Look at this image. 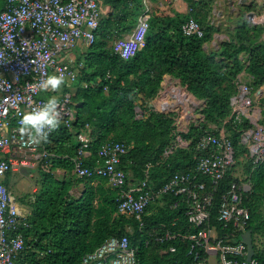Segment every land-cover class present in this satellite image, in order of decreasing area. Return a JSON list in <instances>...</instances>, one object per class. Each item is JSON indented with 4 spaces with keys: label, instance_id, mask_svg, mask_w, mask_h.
I'll return each instance as SVG.
<instances>
[{
    "label": "trees",
    "instance_id": "16d2710c",
    "mask_svg": "<svg viewBox=\"0 0 264 264\" xmlns=\"http://www.w3.org/2000/svg\"><path fill=\"white\" fill-rule=\"evenodd\" d=\"M4 1L0 0V7ZM186 1L192 10L185 13L156 3L151 8L143 46L133 57L123 60L111 53L110 44L115 36L122 37L132 29L141 10L140 0H97L99 6H110L112 12L99 19L93 43L82 52V66L77 70L70 96L73 121L67 125L59 120V126L41 142L49 153L48 169L38 167L41 186L28 203L30 212L24 216L27 226L20 228L25 247L15 264H80L81 257L104 240L123 235L136 248L139 264H190L185 241L157 243L149 235L153 229L162 231L160 224L174 231H194L186 222L182 204L170 208L172 198L164 196L159 200L161 204L157 201L146 208L140 225L132 216L120 213L115 202L117 190L104 188L105 179L74 177L71 158L78 146V132L87 133L90 139V158L83 162L85 166L96 163L97 148L104 142L123 141L130 147L121 157V168L126 173L130 171L131 179L140 183L145 179L146 164L150 163L147 185L156 189L172 173L193 167L198 155L194 140L208 124L224 126L235 151L236 167L251 182V191L243 198L250 213L247 231L251 236L263 235L262 244L253 248L254 258L264 264V163L253 165L238 141L237 128L232 123L223 124L239 73L244 71L250 76L248 82L255 90L264 85V26L250 25L245 17L255 9L252 1L244 5L246 11L236 19L234 27L225 29L227 39L219 49L206 51L203 45L218 29L209 22V5L206 0ZM190 17L200 24L203 36L181 32V25ZM164 75L177 78L183 90L205 101L202 122L191 124L182 134L191 143L174 148L166 156L164 151L174 140L173 114L149 106ZM57 167L65 170L61 178L52 172ZM8 177L9 173L3 182L7 187ZM228 181L227 174L221 186L225 187ZM79 183L84 186L82 192L77 196L70 194V185ZM217 200L210 216L214 225L218 224ZM171 244L175 246L173 253L168 252Z\"/></svg>",
    "mask_w": 264,
    "mask_h": 264
},
{
    "label": "built area",
    "instance_id": "2783aa9c",
    "mask_svg": "<svg viewBox=\"0 0 264 264\" xmlns=\"http://www.w3.org/2000/svg\"><path fill=\"white\" fill-rule=\"evenodd\" d=\"M140 3L141 10L132 29L122 37H115L110 44L111 53L123 60L140 50L149 28L152 1L140 0ZM255 9L245 14L248 23L264 26V4H257ZM191 10L187 4L186 11ZM100 16L97 0H5L0 7V264H15L25 247L20 228L27 226L3 183L6 174L37 165L43 170L48 169L46 159L49 153L42 147V140L30 141L26 133L22 137L18 131L20 116L46 100L39 88V81L44 76L63 73L64 80L70 82L76 78L77 69L59 57L77 42L92 44ZM181 32L203 36L200 24L192 17L181 25ZM236 80V91L229 98L230 112L223 124L232 123L237 128L238 141L247 149L256 166L264 163V125L258 106L264 96V85L255 90L248 81L240 78V73ZM165 96L169 99L161 101ZM155 98L158 102L156 105L150 102L151 107L173 114L174 140L164 151L166 156L174 148L191 143L182 134L191 124L202 122L200 115L205 103L183 90L179 81L169 90L160 88ZM57 100L59 120L68 125L74 119L70 96L64 94ZM174 100L179 107H172V111L161 105ZM137 112L140 116L139 109ZM207 126L194 140L198 155L193 167L172 173L156 189L147 185L150 163L146 164L143 181L126 186L127 173L121 168V157L130 146L123 141L104 142L97 148L96 163L85 166L83 162L90 141L85 132L76 134L78 146L71 158L72 172L77 178L105 179L111 188L117 190L115 202L120 213L132 216L140 225L146 208L162 197L172 198L170 208L182 204L186 222L194 231H174L160 224L162 231L153 229L149 235L157 243L176 239L185 241L190 264H259L254 254L247 259V247L241 239L250 218L243 198L250 193L251 182L236 167L235 151L224 126ZM227 174L229 181L222 187L221 181ZM216 198L218 224L214 225L210 223V216ZM262 206L264 208V202ZM171 225H175V220ZM136 252L125 235L109 237L93 251L84 254L80 264H139ZM168 252H175V246L169 245Z\"/></svg>",
    "mask_w": 264,
    "mask_h": 264
},
{
    "label": "crops",
    "instance_id": "0c3cea01",
    "mask_svg": "<svg viewBox=\"0 0 264 264\" xmlns=\"http://www.w3.org/2000/svg\"><path fill=\"white\" fill-rule=\"evenodd\" d=\"M238 1L240 2V4H247V2L249 0H238ZM156 3H158L159 5L167 4L166 6H169L170 8H173L174 10H176L178 12H181V13H185L186 12V5H187V1L186 0H172L170 2H164L162 0H156L155 2L152 1V7ZM100 9H101L102 17H107V15L112 12V8L110 6H108V5H100ZM222 25H226L225 22H223ZM233 27H234V25H231V26L226 25L225 29H227V28L231 29ZM223 37H225L227 39V32L226 31H225V33H222V34H218V31L215 32L213 34L212 39L209 42L205 43L203 45V48L206 51H217L219 49L220 43L224 40ZM84 47H86V46L83 43L77 42L74 47H72L71 49L63 52V54L61 56V61L64 62V63L72 65L75 69L77 68V66L81 67L82 66V62H83V58L81 57V55H82V52L84 51ZM78 59H79V64L77 65L76 62H77ZM240 78L245 80V81H248L250 79V76L246 72L242 71L240 73ZM178 81L179 80L177 78H174V77H172L170 75H164L160 88L163 89V91L169 90L170 86H172V84L176 85L178 83ZM59 92H60V90H58V88L57 89H46V90H43L41 92V96L44 99H47L49 96H55L56 98H59V97H61L64 94H69V96H71V94L74 93L73 91H70L69 89H67V91H64L63 94H59ZM151 102L156 105V103L158 101H157L156 98H154ZM71 107H72V104H71ZM89 158H90V152L88 151L86 153V157H85L84 161L85 160L86 161L89 160ZM38 167H39V165H37L36 171H38ZM30 170L31 169L21 170L19 173L23 174L24 176L31 177L32 173L30 172ZM52 172L54 174V177H56V178L57 177L61 178L65 174V170L63 168H61V167L55 168ZM11 173H9V177H10ZM71 173L73 174L74 177H76L74 175V173L72 172V170H71ZM9 177H8V180H9ZM127 178L129 179L126 182V186L127 187L128 186L130 187V186L138 184L134 180L131 179V172L130 171L127 173ZM103 184H104L103 185L104 188L112 190V191L114 190L113 188H111L106 183V181ZM7 188H9V186ZM83 189H84V186H83L82 183L73 184V185H70L69 193L73 194V195H75V194L78 195L80 192H82ZM36 191H37V189H36V187H34V190H33L34 194L32 196L30 195V196H26L25 198H20V199L19 198H12L11 193H10L11 202L17 207V209L19 210V213H20L21 216L24 217L25 215H27L30 212V207L28 206V203L34 199V195L37 193Z\"/></svg>",
    "mask_w": 264,
    "mask_h": 264
},
{
    "label": "rangeland",
    "instance_id": "374dc122",
    "mask_svg": "<svg viewBox=\"0 0 264 264\" xmlns=\"http://www.w3.org/2000/svg\"><path fill=\"white\" fill-rule=\"evenodd\" d=\"M206 1H207V4L209 5V10H210L209 22L212 23L213 26L218 28L217 30L218 34L225 33L226 25H229V26L234 25L236 19L245 13L246 10L244 8V5H248L252 1L255 7H257V4H264V0H249L247 4H240L238 0H206ZM100 18H102L103 20L102 14ZM223 22H225L226 25H222ZM125 34H122V36H124ZM223 39L225 40L226 38L223 37ZM85 49L86 47H84V50ZM61 56L59 57V60H61ZM78 68L79 67L77 66L76 69L78 70ZM74 86H75V83L73 81L70 82L68 80H64V83L60 87H58V90H60L59 94H63L65 89H69L70 91H73ZM164 99H169V97L165 96L161 101H164ZM258 106L261 109V121H264V96L260 98L258 102ZM175 107H179V105ZM160 109L162 110V107H160ZM172 109L173 108H171V111ZM178 109H181V108H178ZM240 160H242V158H240ZM36 167L35 169L31 168L30 170V172L32 173L31 177L24 176L23 174H20L19 172H12L10 174V177L8 180V184H9L8 189H9V193H11L12 198L20 199V198H25L26 196H30V195L32 196L34 194L33 193L34 187L38 189L41 186V177H40L39 172L36 171ZM238 170H240L239 167H238ZM239 173L241 175L243 174L242 171H240ZM75 195L77 196V194ZM261 219H262L261 221L264 222V214L261 215ZM261 221L258 220V222H261ZM262 240H263V235H260L259 237H257L256 235L252 236V243L255 246V249L258 243L260 245L262 244Z\"/></svg>",
    "mask_w": 264,
    "mask_h": 264
},
{
    "label": "clouds",
    "instance_id": "9594fccd",
    "mask_svg": "<svg viewBox=\"0 0 264 264\" xmlns=\"http://www.w3.org/2000/svg\"><path fill=\"white\" fill-rule=\"evenodd\" d=\"M64 79L63 73H50L39 81V88L41 90L57 89L64 83ZM57 105V98L49 96L38 106L25 111L18 122L20 126L18 131L21 136L23 137L26 133L30 141H46L48 133L59 126L60 110Z\"/></svg>",
    "mask_w": 264,
    "mask_h": 264
},
{
    "label": "water",
    "instance_id": "95a60500",
    "mask_svg": "<svg viewBox=\"0 0 264 264\" xmlns=\"http://www.w3.org/2000/svg\"><path fill=\"white\" fill-rule=\"evenodd\" d=\"M203 103H205L204 100H203ZM149 106L151 107V104H149ZM198 117H199V115H198ZM200 117H202V116L200 115ZM241 239L246 244V247H247V259H249L254 254V248H253V243H252V236L249 233V231H246L244 234L241 235Z\"/></svg>",
    "mask_w": 264,
    "mask_h": 264
},
{
    "label": "bare ground",
    "instance_id": "6f19581e",
    "mask_svg": "<svg viewBox=\"0 0 264 264\" xmlns=\"http://www.w3.org/2000/svg\"><path fill=\"white\" fill-rule=\"evenodd\" d=\"M175 96H177L176 95V92H175ZM164 108H172V107H175L176 105H177V101L176 100H174V101H171L170 103L169 102H163L162 104H161ZM192 111V110H191Z\"/></svg>",
    "mask_w": 264,
    "mask_h": 264
}]
</instances>
